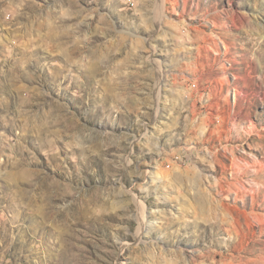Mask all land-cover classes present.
I'll return each instance as SVG.
<instances>
[{
    "label": "rangeland",
    "instance_id": "rangeland-1",
    "mask_svg": "<svg viewBox=\"0 0 264 264\" xmlns=\"http://www.w3.org/2000/svg\"><path fill=\"white\" fill-rule=\"evenodd\" d=\"M0 264H264V0H0Z\"/></svg>",
    "mask_w": 264,
    "mask_h": 264
},
{
    "label": "bare ground",
    "instance_id": "bare-ground-1",
    "mask_svg": "<svg viewBox=\"0 0 264 264\" xmlns=\"http://www.w3.org/2000/svg\"><path fill=\"white\" fill-rule=\"evenodd\" d=\"M263 224V223H262ZM202 256V255H201Z\"/></svg>",
    "mask_w": 264,
    "mask_h": 264
}]
</instances>
